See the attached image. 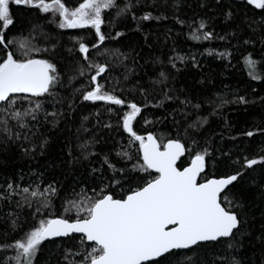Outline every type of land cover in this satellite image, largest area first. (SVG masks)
<instances>
[{"label":"snow or ice","instance_id":"obj_1","mask_svg":"<svg viewBox=\"0 0 264 264\" xmlns=\"http://www.w3.org/2000/svg\"><path fill=\"white\" fill-rule=\"evenodd\" d=\"M13 5L50 13L49 24L84 34L71 38L68 57L55 43L40 47L33 43L40 26L33 24L25 34ZM193 8L200 11L189 15L186 9ZM218 19L224 24L220 32ZM129 24L135 25L130 31L142 35V48H153L160 40L158 29H163L165 44L172 41L171 54L141 64L144 57L135 49L108 48L127 36L117 29ZM175 25L179 31L174 32ZM244 28L251 35H242ZM257 34L258 41L253 39ZM188 40L196 42L193 47L224 41V51L206 47L200 53H183L180 45ZM238 52L250 79L264 82V0H77L73 7L64 0H0V145L7 150L20 142L29 162L45 158L35 170L29 168L26 185L16 180L0 185V235L5 237L0 264H42L46 241L56 251L63 247L56 238L73 242L74 248L63 253L67 264H264V211L257 224L245 198L247 189L256 188L264 199V154L250 157L235 144L217 146L209 134L211 118L225 120L222 109L227 105L255 101L238 93L232 99L219 94L214 99L206 91L197 95L176 86L184 69H202L198 55L227 60L229 67ZM96 56H110L117 63L99 62ZM114 67L123 68L120 77L110 75ZM145 76L149 87L143 83ZM65 77L79 87L62 94ZM128 83L132 88L125 87ZM133 94L140 99L131 98ZM260 100L264 103V96ZM89 108L94 111L75 129V146L65 139L59 165L48 163L51 138L39 128L50 125L47 132L54 136L62 123H72L74 113ZM153 109L164 111L156 116ZM102 113L109 122L101 123ZM90 116L96 117L92 128L87 126ZM158 124L168 127L167 134H140L136 127ZM103 129L109 131L108 140L124 139L126 133L127 144L114 140L112 150L94 151ZM256 132L264 134V128ZM256 132L242 135L251 138ZM219 139L223 144V134ZM78 165L83 172L76 171ZM58 166L71 174L69 180L61 173L68 187L59 210L53 201L65 184L55 175L45 180ZM25 178L21 171L19 180ZM253 236L260 255L249 260L242 250ZM51 255L43 264H50Z\"/></svg>","mask_w":264,"mask_h":264},{"label":"trees","instance_id":"obj_2","mask_svg":"<svg viewBox=\"0 0 264 264\" xmlns=\"http://www.w3.org/2000/svg\"><path fill=\"white\" fill-rule=\"evenodd\" d=\"M67 6L73 7L76 5L77 0H64ZM191 3L195 4V0H190ZM188 14L191 15L192 11H200L198 8H193L191 10H187ZM13 12L18 18V27L22 29L25 34L31 28L33 24H38L40 27L37 28L35 33V40L33 43L37 44L40 47H51V44L55 43L57 45V50L62 53L65 57L69 56L68 49L72 47V37L77 34H84V30L81 29H58L54 24H49L48 20L51 19V14H43L38 10H30L26 9L22 6L17 7L13 5ZM165 24L168 27H173L170 21H165ZM134 24H129L128 29H117V30H125L127 32L126 37H122L120 43L112 42L108 43L107 47L110 49L119 48L121 51L128 52L130 49H135L137 52H140L144 57V60H141L140 63L144 64L145 60L149 61L157 56H163V54H171L172 41L169 40L167 44H165L163 38V29H158V33L160 34V40L158 42H154L153 48L141 47L144 44L143 37L140 33H134L129 29L134 28ZM224 27V24L221 20L216 21V31L220 32ZM242 27H244L242 25ZM147 30V29H146ZM180 26L175 25L174 32L179 31ZM187 31V30H185ZM46 34L47 38L45 37ZM245 37L251 35L250 31L247 28H244V32L242 33ZM258 35L253 36V39L258 41ZM181 40H184V37H180ZM233 44L236 43L235 40L232 41ZM196 42L188 40L185 43L181 44L180 47L183 49V53H187L191 51L192 53H200L204 51L206 47L216 48L217 51H224V41H212L204 42L203 45H197L193 47ZM257 47L259 44L257 43ZM251 50L250 48L248 49ZM234 59L231 61V66L225 67L228 64L227 60L213 59L212 57L199 56L198 59L203 61V67L200 70L186 68L182 71V73L178 76L176 81L177 88L186 86L191 92L199 94L200 91H206L208 96H211L215 99V95L219 94L221 96H227L229 99L233 98L234 94H240L247 96L250 100L255 101V103H251L248 105H238V104H229L224 109H222L224 113L225 120H220L218 118H211V128L209 129V134L213 135V138L217 144V146H227L232 147L235 144L237 147L244 148L247 154L251 156H258L264 154L261 152V149L264 148V134L260 132H256L257 128H264V103L261 102L260 97L264 96V82L261 81H252L248 75V71L243 64L241 53H236ZM99 62H111L112 64H116L117 62L111 58L110 56H96L95 57ZM130 65V62H128ZM178 67H182L178 63ZM139 70V69H138ZM123 71L122 67H114L110 69V75L113 77H120V73ZM210 77V79H208ZM122 79V78H121ZM135 78H133L134 80ZM149 77L145 76L143 81L145 87H149L147 83ZM203 80V84L200 81ZM65 89L62 94L71 91L72 87H79V84L71 85L68 84V78L65 77ZM132 83H128L125 85L127 88H132ZM227 86V87H226ZM255 88L256 92L254 93L252 89ZM137 100L140 99L138 94H133V97ZM155 103V101H153ZM27 107V103L24 105ZM47 110L51 112L53 109L50 106H47ZM207 107V106H206ZM211 109L208 108V111ZM94 111V109H87L82 111H77L73 114V117H70L72 123L61 125V129L56 132L53 136L51 133L47 132V129L50 125H46L39 128V131L45 133L51 138V148H50V159L48 163H55L59 165V149L63 145V141L65 139H69L72 141L73 146H75L76 138L74 136L75 129L79 126L81 118L83 116H89L90 112ZM153 112H156V116H159L164 109L156 110L153 109ZM204 115H207V111H205ZM156 116L149 115V119H156ZM172 119L171 116L168 118ZM176 119H181L179 115L176 116ZM101 123L109 122V117L107 114L102 113L100 117ZM226 121V122H225ZM111 122H115L114 119ZM96 124V117L90 116V120L87 123L89 128H92L93 125ZM137 130L140 134H146L147 131H154L157 135L167 134L168 127L163 124H158L155 126L152 125H144V126H136ZM207 129L208 126L206 125ZM248 130H252L256 132V135L249 138L243 136L242 133ZM96 131V129H93ZM223 134L225 137L223 144L219 139V135ZM87 135V134H85ZM229 136L237 137L236 141H232L228 139ZM109 131L107 129L100 130L97 136V139L100 140V143L95 146L94 151H101L104 149L105 151L112 150L114 140H120L122 144H127V134H124V139H121L120 136H115L113 140H108ZM82 139L84 137H81ZM39 139V137H37ZM108 140L107 143L105 141ZM26 146V145H25ZM114 155V153H113ZM45 158L38 157L37 161L29 162L28 158L25 157L21 151L20 142H16L14 145H9L7 150H4L3 145H0V185H3L6 180H16L21 184L27 183V175L29 174V168L36 169L37 164H44ZM84 165H89L88 161H84ZM91 166V165H90ZM94 166H99L94 165ZM23 171L26 174V178L24 181L19 180V174ZM76 171L83 172L84 168L81 166H77ZM61 173L67 174V178L71 179V174L68 169L58 166L55 169H50L45 174V180H51L53 175H55L56 179L64 182L65 188L61 189L60 197L55 198L53 203L54 207L59 210L61 200L65 195V190L68 185L65 180V175ZM259 168H257V172L253 173V175H258ZM247 180L245 181V187L247 188ZM79 190V189H77ZM245 198L250 203L252 212L257 218V224L260 220V214L264 211V199L260 198L258 189L249 188L245 191ZM12 209H5V211H11ZM29 209H25V213L29 212ZM2 215V214H0ZM24 217H22L23 219ZM29 223H32L31 217H28ZM4 224L0 222V228H3ZM11 239V238H9ZM5 237L0 235V241H4ZM63 242V247L60 248L59 251H56V245L46 241L45 242V251L43 255L40 257V260L43 264L46 257H49V254L52 253L50 258V264H67L63 259V253L65 249L74 248L73 242L66 239H58L56 240L57 244ZM246 243H248L246 241ZM255 245V247H253ZM44 247V246H42ZM259 245L256 244L255 237L253 236L248 246L242 250V254L247 257L249 260H255L259 257L260 253L258 251ZM8 255H14V252L9 250ZM79 259V257H69V260Z\"/></svg>","mask_w":264,"mask_h":264},{"label":"water","instance_id":"obj_3","mask_svg":"<svg viewBox=\"0 0 264 264\" xmlns=\"http://www.w3.org/2000/svg\"><path fill=\"white\" fill-rule=\"evenodd\" d=\"M75 235V234H74ZM58 239H65V238H56V240H58Z\"/></svg>","mask_w":264,"mask_h":264},{"label":"bare ground","instance_id":"obj_4","mask_svg":"<svg viewBox=\"0 0 264 264\" xmlns=\"http://www.w3.org/2000/svg\"><path fill=\"white\" fill-rule=\"evenodd\" d=\"M66 239V238H65Z\"/></svg>","mask_w":264,"mask_h":264}]
</instances>
